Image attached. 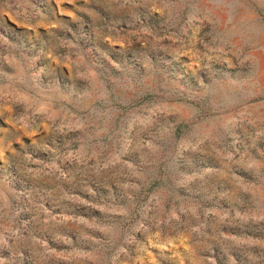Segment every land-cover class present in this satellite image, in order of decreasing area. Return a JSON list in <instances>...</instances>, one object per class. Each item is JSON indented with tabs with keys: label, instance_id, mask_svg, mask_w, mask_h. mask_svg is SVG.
<instances>
[{
	"label": "rangeland",
	"instance_id": "obj_1",
	"mask_svg": "<svg viewBox=\"0 0 264 264\" xmlns=\"http://www.w3.org/2000/svg\"><path fill=\"white\" fill-rule=\"evenodd\" d=\"M0 264H264V0H0Z\"/></svg>",
	"mask_w": 264,
	"mask_h": 264
}]
</instances>
